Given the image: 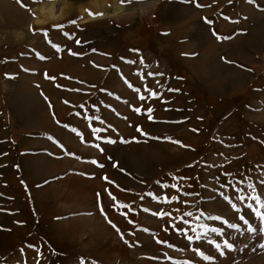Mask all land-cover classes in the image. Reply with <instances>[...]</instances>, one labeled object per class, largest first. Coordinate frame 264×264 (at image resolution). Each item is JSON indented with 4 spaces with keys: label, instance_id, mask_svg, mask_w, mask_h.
<instances>
[{
    "label": "rangeland",
    "instance_id": "rangeland-1",
    "mask_svg": "<svg viewBox=\"0 0 264 264\" xmlns=\"http://www.w3.org/2000/svg\"><path fill=\"white\" fill-rule=\"evenodd\" d=\"M261 181L264 0H0V264H264Z\"/></svg>",
    "mask_w": 264,
    "mask_h": 264
},
{
    "label": "snow or ice",
    "instance_id": "snow-or-ice-1",
    "mask_svg": "<svg viewBox=\"0 0 264 264\" xmlns=\"http://www.w3.org/2000/svg\"><path fill=\"white\" fill-rule=\"evenodd\" d=\"M122 2H123V0H122ZM90 15H99V14H92V13H90ZM45 36H47V33H45ZM218 39H220V37H218ZM76 43L79 44L80 41L77 40ZM72 54L73 55H76V53H72ZM140 62L143 63V60H141ZM148 75L149 76H153V75L162 76L163 73H148ZM148 91H149V95L152 96V97H155L157 95L155 92H152L151 90H148ZM168 91H178V90L177 89H171V88H169ZM139 99L143 100V99H145V97L140 96ZM136 111L139 112V109H136ZM152 111H153L152 109H148V112L149 113H151ZM148 119L151 120L152 119V116L149 115ZM137 131L138 132H141L142 134H145L146 135V133H143L142 132V129H140V128H137ZM93 163H95V161H93ZM101 167H102V165H101ZM114 167H115V165H114ZM104 179L107 180L108 178L107 177H104ZM261 183H264V181H261ZM249 187H252V185H249ZM248 198L257 201V203H261L262 202L258 196H250ZM113 199H115V198L113 197ZM176 199H177V197H175V196H172L171 197V200H176ZM224 199L227 201L228 200V197L225 196ZM240 199L243 200L244 197L241 196ZM231 207L234 210L236 208V206L234 204L231 205ZM255 214L260 219L261 224H262V227L260 228V232L261 233H264V213H261L259 210H256ZM184 215L185 216H191L192 213L191 212H186V213H184ZM196 218L199 219V217H196ZM208 219L209 220H220L221 217L220 216H208ZM239 219L242 220V221H244L247 224V221L245 220V218L243 216L239 217ZM185 223H187V221H185ZM225 223H227V221H225ZM201 227L203 229V234H206L207 232L218 233V229L217 228H207V226H204V225H202ZM230 227L236 228L237 225L236 224H231ZM192 231H195V229H192ZM247 231L248 232H254V231H256V229L253 228L251 225H249L247 227ZM201 238H202V234H198L197 239H201ZM187 239L189 241H191L193 239V237L192 236H188ZM208 243L211 244V243H214V241L209 240ZM224 247L227 248V249H229V250H231V248L233 247V245L230 244V243H228L227 241H225ZM260 247L264 248V244H261ZM197 254H200V253L197 252ZM221 254H223V253H221ZM209 259H210V257H209Z\"/></svg>",
    "mask_w": 264,
    "mask_h": 264
}]
</instances>
